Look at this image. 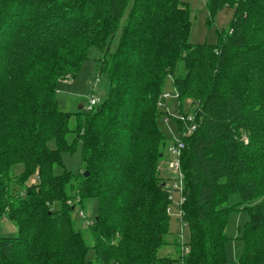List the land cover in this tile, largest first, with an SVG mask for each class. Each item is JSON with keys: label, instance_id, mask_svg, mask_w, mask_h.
Returning a JSON list of instances; mask_svg holds the SVG:
<instances>
[{"label": "trees", "instance_id": "obj_1", "mask_svg": "<svg viewBox=\"0 0 264 264\" xmlns=\"http://www.w3.org/2000/svg\"><path fill=\"white\" fill-rule=\"evenodd\" d=\"M226 7L230 34L192 45L182 0H0V218L18 226L0 238V264H229L238 212L249 221L236 264H264V0L207 1L211 17ZM90 57L107 91L90 111L64 112L58 81ZM169 78L197 126L187 136L177 122L190 235L172 242L175 260L159 257L172 220L159 171L176 142L159 126ZM79 144L78 173L56 175ZM86 201L92 246L73 218Z\"/></svg>", "mask_w": 264, "mask_h": 264}, {"label": "rangeland", "instance_id": "obj_2", "mask_svg": "<svg viewBox=\"0 0 264 264\" xmlns=\"http://www.w3.org/2000/svg\"><path fill=\"white\" fill-rule=\"evenodd\" d=\"M191 11V30L189 35V43L192 45H218L221 38H225L230 34L231 25L235 17V10L230 7L223 8L214 17L210 16L207 8L208 0H182ZM60 84L57 99L60 104V108L64 112L76 113L79 110L80 105L86 104L92 97L101 98L104 92L107 91V81L103 76H98L97 63L93 57L87 60L76 78L67 75L59 79ZM165 95H169L168 98H164V101L160 102L162 108L166 109V112L170 114V121L165 122L164 117L160 123L161 132L173 139L174 141L181 140L179 133V125L177 122L182 121L188 123V118L193 116L191 109V101H187L184 104V113L179 111V102L175 93L174 84L171 78L167 80L165 86ZM165 95L163 97H165ZM180 117H184L179 119ZM194 117V116H193ZM70 128H75V121L72 120ZM74 140V135L71 134L68 141L71 143ZM51 148H55L54 143L50 144ZM82 159V146L79 144L76 150L71 154L62 155V165L54 167V173L56 175L64 174L66 171L71 173H78L81 168ZM170 161L169 155L165 157V161H161L159 167L160 178L168 185L175 184V175L170 169L168 162ZM23 166H16L12 169V175L18 176L23 172ZM16 189V187H14ZM17 190V189H16ZM184 192L182 195L178 193L170 194L169 201L170 205L167 209L168 215L171 217V229L168 241L170 245L163 247L159 251V257H170L173 260L178 258L177 248L172 244L175 240H178L179 244H186L189 240V233L186 232L185 237L182 235L181 220H184L185 211L183 210V204L185 202ZM240 201L238 196H234L230 199L229 204L235 205ZM55 208H60L58 205ZM96 203L95 201H86L82 206H78L74 211L73 218L76 221L77 228L83 229L84 236L87 243L92 246V236L88 228H83V219L79 216L80 211H85L89 218L95 215ZM179 210H181L182 217H179ZM249 221V215L246 212L234 213L230 216L227 235L232 240L227 246V256L229 264H236L238 258L241 256L243 251V245L236 238L239 236V229ZM184 222V221H183ZM179 235V238H178ZM18 236V226L9 220L7 216L0 218V238H15ZM95 251L90 250L88 258L89 260L95 259ZM174 264H181L175 262Z\"/></svg>", "mask_w": 264, "mask_h": 264}, {"label": "built area", "instance_id": "obj_3", "mask_svg": "<svg viewBox=\"0 0 264 264\" xmlns=\"http://www.w3.org/2000/svg\"><path fill=\"white\" fill-rule=\"evenodd\" d=\"M169 95H165L164 98H168ZM100 102V99L97 97H92L89 99L86 103V109L88 111L92 110L94 106H96ZM170 116V114H168ZM166 116L165 122H169V116ZM184 117H180L179 119H183ZM188 123L185 124L187 125V131L185 135H191L192 133L195 132L197 129V126L195 125L194 121L195 118L193 116H190L188 119ZM182 122V121H181ZM186 146L182 140L176 141L174 144H172L168 150V155L170 158V161L168 162L170 169L173 171L176 179H175V184L173 185H168L166 183V189L170 191L171 194L178 193L179 195H182L184 192V175L182 173V164H181V157L182 153L185 150ZM184 201V199H183ZM182 211L179 210V217H182ZM79 216L83 219V228H89L92 226L93 221L91 218L88 217V215L85 213V211H80ZM181 227H182V237H185V228L186 224L181 220Z\"/></svg>", "mask_w": 264, "mask_h": 264}, {"label": "water", "instance_id": "obj_4", "mask_svg": "<svg viewBox=\"0 0 264 264\" xmlns=\"http://www.w3.org/2000/svg\"><path fill=\"white\" fill-rule=\"evenodd\" d=\"M84 105H80V107H79V111H82L83 110V107ZM86 176H88V174H86Z\"/></svg>", "mask_w": 264, "mask_h": 264}]
</instances>
